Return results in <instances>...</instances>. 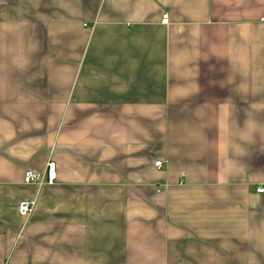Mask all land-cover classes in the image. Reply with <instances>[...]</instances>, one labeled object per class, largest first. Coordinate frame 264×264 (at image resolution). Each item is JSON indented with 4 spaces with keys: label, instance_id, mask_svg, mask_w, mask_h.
Instances as JSON below:
<instances>
[{
    "label": "crops",
    "instance_id": "0c3cea01",
    "mask_svg": "<svg viewBox=\"0 0 264 264\" xmlns=\"http://www.w3.org/2000/svg\"><path fill=\"white\" fill-rule=\"evenodd\" d=\"M263 17L0 0V264H264Z\"/></svg>",
    "mask_w": 264,
    "mask_h": 264
},
{
    "label": "built area",
    "instance_id": "2783aa9c",
    "mask_svg": "<svg viewBox=\"0 0 264 264\" xmlns=\"http://www.w3.org/2000/svg\"><path fill=\"white\" fill-rule=\"evenodd\" d=\"M163 24H168V17L165 15L163 17ZM262 22L264 23V17L262 18ZM156 167L158 169H162L163 162H157ZM56 165L54 162L50 161L47 164L46 171L44 173H38L34 171H28L24 175V184L25 185H35L38 187H43L44 185H53L56 181ZM259 194H264V188L258 189ZM35 202H22L19 205L18 213L22 218H29L32 215L35 209Z\"/></svg>",
    "mask_w": 264,
    "mask_h": 264
}]
</instances>
